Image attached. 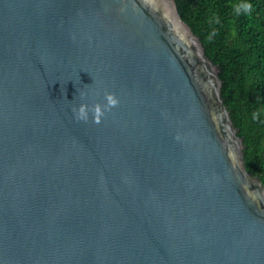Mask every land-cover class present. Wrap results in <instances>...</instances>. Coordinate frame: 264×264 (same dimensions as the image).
<instances>
[{"label": "water", "instance_id": "obj_1", "mask_svg": "<svg viewBox=\"0 0 264 264\" xmlns=\"http://www.w3.org/2000/svg\"><path fill=\"white\" fill-rule=\"evenodd\" d=\"M220 87L175 0H0V264H264Z\"/></svg>", "mask_w": 264, "mask_h": 264}, {"label": "trees", "instance_id": "obj_2", "mask_svg": "<svg viewBox=\"0 0 264 264\" xmlns=\"http://www.w3.org/2000/svg\"><path fill=\"white\" fill-rule=\"evenodd\" d=\"M243 2L175 0L181 18L220 65V91L238 135H243L246 170L264 185V0H247L252 12L238 14L235 7Z\"/></svg>", "mask_w": 264, "mask_h": 264}, {"label": "clouds", "instance_id": "obj_3", "mask_svg": "<svg viewBox=\"0 0 264 264\" xmlns=\"http://www.w3.org/2000/svg\"><path fill=\"white\" fill-rule=\"evenodd\" d=\"M253 10V4L250 2H245L237 5L235 11L239 13L250 14ZM81 97L87 95L85 92L80 93ZM119 104V98L114 92L105 93V102L101 103L97 101L96 103L89 105L87 102L81 103L78 107H73L72 111L75 114L77 121L87 122L89 119V113L91 111L93 122L96 124L101 123L105 112L111 111L112 108L116 107ZM259 116V112L253 114V118L256 119Z\"/></svg>", "mask_w": 264, "mask_h": 264}]
</instances>
